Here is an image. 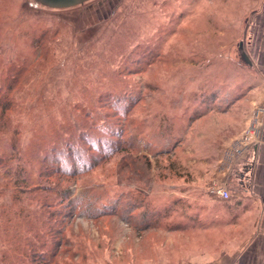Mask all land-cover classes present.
I'll use <instances>...</instances> for the list:
<instances>
[{"label":"rangeland","instance_id":"obj_1","mask_svg":"<svg viewBox=\"0 0 264 264\" xmlns=\"http://www.w3.org/2000/svg\"><path fill=\"white\" fill-rule=\"evenodd\" d=\"M1 89L0 264H207L235 237L227 150L264 129V0H0Z\"/></svg>","mask_w":264,"mask_h":264},{"label":"crops","instance_id":"obj_2","mask_svg":"<svg viewBox=\"0 0 264 264\" xmlns=\"http://www.w3.org/2000/svg\"><path fill=\"white\" fill-rule=\"evenodd\" d=\"M227 175L233 181V197L223 202L235 201L239 215L224 229L234 228L235 237L230 240L225 233L219 244L228 246L217 257L208 258L207 264H264V142L250 149L238 165L224 171Z\"/></svg>","mask_w":264,"mask_h":264},{"label":"trees","instance_id":"obj_3","mask_svg":"<svg viewBox=\"0 0 264 264\" xmlns=\"http://www.w3.org/2000/svg\"><path fill=\"white\" fill-rule=\"evenodd\" d=\"M5 89H1L0 90V97L2 98V100L3 99H7L8 97V94H6V95H2L1 93L4 91ZM8 92H9V90H7ZM4 103V104H3ZM2 105H3V108L5 107V109L7 110L8 109V107H10L11 106V104L9 103V101L8 100H6V101H4V102H2ZM18 105V104H17ZM89 106L88 105H81V107H77V106H75L74 107V111H75V113H73V111L71 110L69 113H71L72 115H70L71 117H70V119L69 120H71L70 122H71V128H68V130H70V131H72V132H76V131H78V130H81V129H84V131H87V130H89L90 128H88L89 127V125H95L96 126V124H95V122L93 123L92 121H93V119H91L90 121H89V116H90V111H89V108H88ZM80 111V113H78ZM67 114L68 113H66V111H64V116L62 117V119L63 120H65L66 119V116H67ZM84 114H87L86 116L88 117V118H86L85 117V115ZM74 115V116H73ZM88 119V120H87ZM68 120V121H69ZM102 122H103V120H102ZM66 125L65 124H62V125H60V130L58 131V132H60V134L62 135V136H59L58 137V139L57 140H54L53 142H51V144H53V148L50 150V152L49 153H45V150H43V147L44 146H42V142L43 141H41L40 142V146H38V145H36V148H37V151H36V153L34 154V156H31L32 154H31V148H29L28 149V152H27V155L28 156H31L32 158H34V160H35V162H39V164L42 166V167H44V165H45V163H48V164H50V163H52V162H54V160H58V159H60V158H62L63 157V155H66V154H62V153H58V151H60V150H63L64 148H67V151L68 152H70L71 153V151L74 149V147H75V143L74 144H72V143H70L73 139L72 138H69L68 140H67V142L66 143H64V142H62V141H60L59 139L60 138H63V137H65V135L66 134H68L69 135V137H72L69 133H67L68 131L66 130ZM40 134V132H32V138H35V139H40V140H42V138L40 137L41 135H39ZM57 135V134H56ZM72 139V140H71ZM71 140V141H70ZM73 142H75L74 140H73ZM66 144V145H65ZM47 151V150H46ZM67 153V152H66ZM73 153H82V151H81V149L78 147V148H76L75 149V151L73 152ZM19 154V153H18ZM68 154V153H67ZM58 163V162H57ZM59 163H61V164H64L65 162H64V160L62 159V160H60L59 161ZM24 169V168H23ZM22 168H21V172H24V170H23ZM52 169V168H51ZM76 171V170H75ZM74 171V172H75ZM77 173V172H76ZM34 184V185H33ZM33 185V186H32ZM38 187H41V185L39 184V183H32L31 185H29V186H27V188H26V190H30L31 192L33 191L32 189H37ZM224 206L226 207V208H231L230 206V204L228 205V203H226V202H224ZM236 203H234V205L232 206V207H236ZM237 215H239V214H237V213H235V219H237ZM235 219L234 220H232V221H229L230 223L229 224H231V223H234L235 222ZM226 235V234H225ZM222 240H224V238H222ZM218 243H220V242H218ZM220 245H224V242L222 243V244H220Z\"/></svg>","mask_w":264,"mask_h":264},{"label":"built area","instance_id":"obj_4","mask_svg":"<svg viewBox=\"0 0 264 264\" xmlns=\"http://www.w3.org/2000/svg\"><path fill=\"white\" fill-rule=\"evenodd\" d=\"M264 142V129H258V132L254 130H249L248 132H243L241 136L235 140L233 147L228 148L226 153V160L231 163L232 160L241 159L246 151L253 149L256 144ZM231 151H234L232 153ZM238 155L239 157H236ZM231 157V158H230ZM215 195H217L222 201H227L232 198V194L227 186L220 184L218 181L214 182V187L211 190Z\"/></svg>","mask_w":264,"mask_h":264},{"label":"water","instance_id":"obj_5","mask_svg":"<svg viewBox=\"0 0 264 264\" xmlns=\"http://www.w3.org/2000/svg\"><path fill=\"white\" fill-rule=\"evenodd\" d=\"M91 0H35V2L41 5L44 8L53 9V10H62V9H69L81 6ZM243 44H241L240 48L243 49ZM243 59L249 65H252V62L248 55L243 52L242 53Z\"/></svg>","mask_w":264,"mask_h":264}]
</instances>
